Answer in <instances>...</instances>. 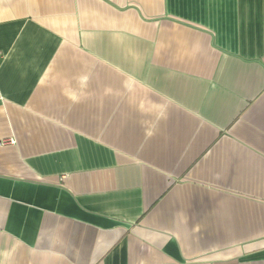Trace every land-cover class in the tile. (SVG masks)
<instances>
[{
    "label": "crops",
    "instance_id": "1",
    "mask_svg": "<svg viewBox=\"0 0 264 264\" xmlns=\"http://www.w3.org/2000/svg\"><path fill=\"white\" fill-rule=\"evenodd\" d=\"M0 264H264V0H0Z\"/></svg>",
    "mask_w": 264,
    "mask_h": 264
},
{
    "label": "built area",
    "instance_id": "2",
    "mask_svg": "<svg viewBox=\"0 0 264 264\" xmlns=\"http://www.w3.org/2000/svg\"><path fill=\"white\" fill-rule=\"evenodd\" d=\"M10 143H14V140H12L11 138L9 140H7ZM4 142V141H3ZM6 142V141H5Z\"/></svg>",
    "mask_w": 264,
    "mask_h": 264
}]
</instances>
